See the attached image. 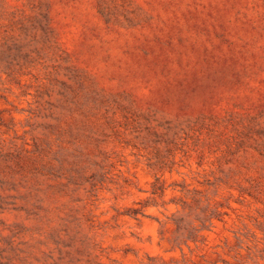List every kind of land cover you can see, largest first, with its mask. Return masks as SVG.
<instances>
[{"label":"rangeland","instance_id":"374dc122","mask_svg":"<svg viewBox=\"0 0 264 264\" xmlns=\"http://www.w3.org/2000/svg\"><path fill=\"white\" fill-rule=\"evenodd\" d=\"M0 264H264V0H0Z\"/></svg>","mask_w":264,"mask_h":264}]
</instances>
